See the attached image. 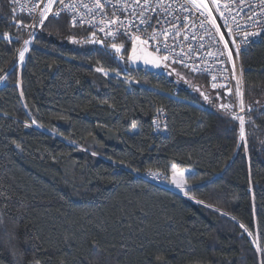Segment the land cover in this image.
Here are the masks:
<instances>
[{
	"label": "trees",
	"instance_id": "obj_1",
	"mask_svg": "<svg viewBox=\"0 0 264 264\" xmlns=\"http://www.w3.org/2000/svg\"><path fill=\"white\" fill-rule=\"evenodd\" d=\"M28 23L0 0V264H264V36L241 57L240 113L65 15L19 68ZM173 165L193 170L191 198L145 177Z\"/></svg>",
	"mask_w": 264,
	"mask_h": 264
},
{
	"label": "built area",
	"instance_id": "obj_2",
	"mask_svg": "<svg viewBox=\"0 0 264 264\" xmlns=\"http://www.w3.org/2000/svg\"><path fill=\"white\" fill-rule=\"evenodd\" d=\"M12 1L16 11L29 19L26 33L15 52L17 66L24 64L36 35L53 17L52 13L59 12V16L65 15L72 24L92 29L106 41L124 40L130 46L140 43L165 63L204 76L210 88L230 92L238 111H244L241 57L264 36V3L261 0H217L219 10L213 0H198V3H207L212 10L215 26L203 8L198 9L192 0H99L103 7L97 5V0H64L63 3L56 0L51 4L47 19L41 13L49 0ZM253 32L259 35H249L245 44V33ZM25 41L30 42L25 44ZM237 45L239 55L235 51ZM25 47L28 51L21 61L19 52ZM229 49L232 50L231 58ZM165 121V110L158 108L152 119L158 134L166 132ZM147 175L151 174L145 175L149 179Z\"/></svg>",
	"mask_w": 264,
	"mask_h": 264
},
{
	"label": "rangeland",
	"instance_id": "obj_3",
	"mask_svg": "<svg viewBox=\"0 0 264 264\" xmlns=\"http://www.w3.org/2000/svg\"><path fill=\"white\" fill-rule=\"evenodd\" d=\"M117 48L120 49L119 46H116ZM167 68H169L170 70L172 71H177L178 74H180V76H182L183 78H185L186 80H189L190 81V84H192V82H197L198 80L194 77H192L188 72L182 70V68L180 69L179 67L177 66H174L170 63H165ZM22 66H19V68H21ZM104 73H107L106 75L107 76H116V77H119L121 79H124L125 77L120 75L119 73L117 72H110V71H105ZM125 81H128L130 84L134 85V84H139L136 80L132 79V78H127V79H124ZM210 87V86H209ZM208 90H210L208 87H207ZM212 91V90H211ZM243 99V97H242ZM216 100L218 102L221 103V97L220 95H216ZM193 173V170L190 169V168H186V169H177L175 168V172H173L170 177L168 179L164 178L163 176H161L160 174H151V175H147L149 177L150 180L156 182V183H159L161 185H164L170 189H173L179 193H182L184 195H186L187 197L191 198L189 196L188 193V190H189V185L187 183V177ZM173 177H175V182L173 180ZM253 240V243L255 244V247L258 249V244L257 242L255 241L254 238H252ZM259 251V250H258Z\"/></svg>",
	"mask_w": 264,
	"mask_h": 264
},
{
	"label": "water",
	"instance_id": "obj_4",
	"mask_svg": "<svg viewBox=\"0 0 264 264\" xmlns=\"http://www.w3.org/2000/svg\"><path fill=\"white\" fill-rule=\"evenodd\" d=\"M135 50V51H134ZM131 69H148L154 73L169 71L165 62L156 53L145 48L140 43H134L130 47L127 57Z\"/></svg>",
	"mask_w": 264,
	"mask_h": 264
},
{
	"label": "snow or ice",
	"instance_id": "obj_5",
	"mask_svg": "<svg viewBox=\"0 0 264 264\" xmlns=\"http://www.w3.org/2000/svg\"><path fill=\"white\" fill-rule=\"evenodd\" d=\"M56 0H49V4L48 6L46 7V9L44 11H42L41 15L44 17V19H47V16H48V12L51 10V4L52 3H55ZM64 0H60V3H63ZM262 3H264V0H261ZM192 3L197 5L198 9L199 8H203V10L207 13L208 17L211 18V23L215 26L216 25V18L212 15V10L208 7L207 3H204V2H199L198 3V0H192ZM213 3H217V0H213ZM97 5L99 7H103V5L99 4V0H97ZM225 7H227V5H225ZM217 10H219V5L217 3ZM53 17L56 18L60 15L59 12H54L52 13ZM221 15L223 16V13H221ZM111 22V21H110ZM41 25H43V19L40 21ZM73 23H75V21H73ZM249 35H252V36H255V35H259L258 32H253L251 34L249 33H245V40H244V43L247 44L248 43V40H247V37ZM221 38H223V35H221ZM16 39H19V37H16ZM137 39H139L137 37ZM30 41H25V44H28ZM113 48L116 49V51H120L119 48L116 47V45H112ZM225 47H227V41L225 42ZM28 51V48L25 47L23 51H20L19 52V59L21 61H23L24 59V55H25V52ZM135 51V50H134ZM237 55H239V51H240V48H239V45H237L236 49H235ZM231 55H232V50L229 49L228 51V56L231 58ZM233 68L235 69V65L233 64ZM98 70H101V69H98ZM107 74V73H105ZM213 87H215V85H213ZM241 124H243V121L241 120ZM173 168V172H175V165L172 166ZM173 180L175 182V177H173ZM13 255H15V253H13ZM36 264H39V262L37 261Z\"/></svg>",
	"mask_w": 264,
	"mask_h": 264
}]
</instances>
